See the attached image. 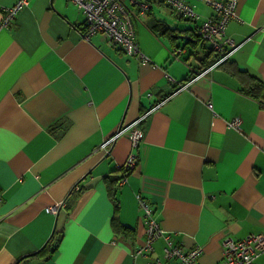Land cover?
Segmentation results:
<instances>
[{"label":"crops","instance_id":"0c3cea01","mask_svg":"<svg viewBox=\"0 0 264 264\" xmlns=\"http://www.w3.org/2000/svg\"><path fill=\"white\" fill-rule=\"evenodd\" d=\"M19 1L0 0V24ZM185 1L199 22L126 0L144 57L85 38L71 0H30L0 27V264H148L168 240L224 264L226 240L264 235V90L250 89L264 85V0H239L240 47L210 72L219 56L196 30L214 9ZM138 195L161 231L149 255Z\"/></svg>","mask_w":264,"mask_h":264},{"label":"built area","instance_id":"2783aa9c","mask_svg":"<svg viewBox=\"0 0 264 264\" xmlns=\"http://www.w3.org/2000/svg\"><path fill=\"white\" fill-rule=\"evenodd\" d=\"M81 8L85 14L87 31L85 38L88 40L98 33H104L109 38L112 45L119 47L129 56L144 57L136 40V31L133 17L126 5V0H71ZM133 1V0H131ZM169 4L178 15L189 20L199 22L201 16L194 10L191 4L185 0H163ZM210 6H214V15L203 20L198 25L196 33L204 42H208L211 48L217 52L219 59L216 66L229 60L235 51L239 49L234 40L227 35L228 25L231 20L237 18L239 0H226L224 2H213L212 0H202ZM30 0H20L14 8L4 12L0 27L2 29L10 27L20 10L29 5ZM150 5L141 4V13L146 14ZM212 108V104H208ZM141 118L136 125L142 121ZM231 128L239 127V120L229 123ZM126 129L121 128L117 136L107 141L104 148L115 140ZM144 134L140 129H134L130 134L133 147H137L142 141ZM136 166L135 156H131L126 162V169L133 170ZM126 182L124 177L120 185ZM138 200L145 212V217L149 221L147 229V240L145 245L137 251V255H149L154 249L152 243L161 235L158 223L153 218V210L149 202L141 195ZM50 212H55L54 208H49ZM202 249L195 248L185 250L181 246L173 244L168 240L165 249V258L151 260L148 264H199V257ZM264 252V235L251 234L246 238L235 241L228 239L224 245V264H255L256 259Z\"/></svg>","mask_w":264,"mask_h":264},{"label":"trees","instance_id":"16d2710c","mask_svg":"<svg viewBox=\"0 0 264 264\" xmlns=\"http://www.w3.org/2000/svg\"><path fill=\"white\" fill-rule=\"evenodd\" d=\"M197 36H198V35H197ZM200 40H201L200 37H198V41H199V42H200ZM216 62H217V61H216ZM228 62H229V61L227 60V61L221 63V64L219 65V67L228 64ZM212 64H214V62H212L211 65H212ZM240 72H241L242 74L245 73V72H243V71H241V70H240ZM260 87H261V89L264 90V85H263L262 83H260V82H256V84H255L253 87H251L250 89H251V91H257V90H259ZM128 173H129V171L125 172V173H124L125 175H124L123 177L118 178V182L121 181L124 177L126 178V176H127ZM119 179H120V180H119ZM119 183H120V182H119ZM156 240H157V239H156ZM156 240H155V241H156ZM153 249H154V248H153ZM153 251H154V250H153ZM153 251H152V252H153Z\"/></svg>","mask_w":264,"mask_h":264},{"label":"bare ground","instance_id":"6f19581e","mask_svg":"<svg viewBox=\"0 0 264 264\" xmlns=\"http://www.w3.org/2000/svg\"><path fill=\"white\" fill-rule=\"evenodd\" d=\"M213 2H224V1H226V0H212ZM211 7L214 9V6L213 5H211ZM214 65V66H213ZM210 67V70H208L209 72L213 69V68H215L216 67V65L215 64H212V65H210L209 66ZM208 71H201L200 72V74H199V76H204V75H206L207 73H208ZM155 242V241H154ZM154 242L152 243V247H153V244H154ZM165 248H167V247H165Z\"/></svg>","mask_w":264,"mask_h":264},{"label":"rangeland","instance_id":"374dc122","mask_svg":"<svg viewBox=\"0 0 264 264\" xmlns=\"http://www.w3.org/2000/svg\"><path fill=\"white\" fill-rule=\"evenodd\" d=\"M113 139V138H112ZM125 167H126V163H125ZM130 169H128V171H129Z\"/></svg>","mask_w":264,"mask_h":264}]
</instances>
